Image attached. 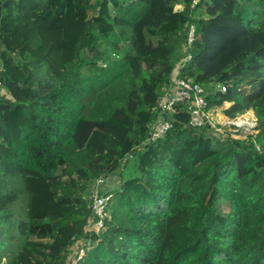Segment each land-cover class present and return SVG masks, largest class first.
<instances>
[{
	"label": "trees",
	"instance_id": "trees-1",
	"mask_svg": "<svg viewBox=\"0 0 264 264\" xmlns=\"http://www.w3.org/2000/svg\"><path fill=\"white\" fill-rule=\"evenodd\" d=\"M0 6V264H68L82 245L79 264H264V0ZM187 53L213 115L254 111L246 140L179 109L147 142Z\"/></svg>",
	"mask_w": 264,
	"mask_h": 264
},
{
	"label": "built area",
	"instance_id": "built-area-1",
	"mask_svg": "<svg viewBox=\"0 0 264 264\" xmlns=\"http://www.w3.org/2000/svg\"><path fill=\"white\" fill-rule=\"evenodd\" d=\"M199 0H194L197 4ZM195 39V26L191 25L188 36V43L185 49L190 47ZM192 55L187 53L176 65L172 84L168 88L165 97L163 98L158 108L156 119L149 127V134L147 142L157 140L163 137L167 131L172 127L170 117L179 109L184 110L189 116V125L193 127L208 126V130L220 139H240L246 140L249 135H242L239 133L242 128L250 130V134L254 133L257 125V118L255 120H248L243 118L235 121L236 118H225L222 122H217L213 117V113L207 109L208 101L205 95L204 87L196 82L191 77H183L180 75V70L191 61ZM2 86L0 80V87ZM225 90V87H222ZM1 93H6V90L1 87ZM239 135V136H238ZM257 148L260 147L257 145ZM101 187L93 192V215L96 218L94 230L99 232L104 227V220L106 217V208L109 201V196L103 195L100 192ZM89 249L88 245L79 246L72 259L68 264H79L86 256Z\"/></svg>",
	"mask_w": 264,
	"mask_h": 264
},
{
	"label": "rangeland",
	"instance_id": "rangeland-1",
	"mask_svg": "<svg viewBox=\"0 0 264 264\" xmlns=\"http://www.w3.org/2000/svg\"><path fill=\"white\" fill-rule=\"evenodd\" d=\"M212 115H213V114H212ZM213 117L215 118V120H217V122H222V121H224V119H225V117H223V116L221 115L220 112H219V113H216V115L214 114ZM243 118L248 119V120H255V119H256V115H255V113H254L253 110H250V111H247L246 113H244V114L238 116V117L235 119V121H239V119L244 120ZM242 133H243L244 135H250L251 132H250V130H248V129L242 128V131L239 133V135H240V134L242 135ZM239 135H238V136H239ZM118 179H119V178L117 177V178H114V179L110 180V181L107 183V185H108L107 188L116 186V185L118 184ZM94 187H95V190H97L98 188H100V185L97 183ZM107 188H106V189H107ZM106 189H105V190H106Z\"/></svg>",
	"mask_w": 264,
	"mask_h": 264
},
{
	"label": "water",
	"instance_id": "water-1",
	"mask_svg": "<svg viewBox=\"0 0 264 264\" xmlns=\"http://www.w3.org/2000/svg\"><path fill=\"white\" fill-rule=\"evenodd\" d=\"M1 9H2V8H1V6H0V11H1ZM91 196H93V192L91 193Z\"/></svg>",
	"mask_w": 264,
	"mask_h": 264
},
{
	"label": "crops",
	"instance_id": "crops-1",
	"mask_svg": "<svg viewBox=\"0 0 264 264\" xmlns=\"http://www.w3.org/2000/svg\"><path fill=\"white\" fill-rule=\"evenodd\" d=\"M92 193V192H91Z\"/></svg>",
	"mask_w": 264,
	"mask_h": 264
}]
</instances>
